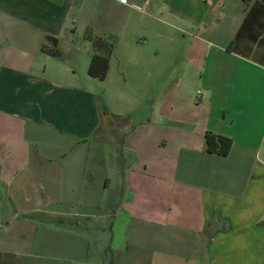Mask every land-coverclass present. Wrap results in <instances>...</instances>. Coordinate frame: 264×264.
Returning <instances> with one entry per match:
<instances>
[{"label": "crops", "instance_id": "1", "mask_svg": "<svg viewBox=\"0 0 264 264\" xmlns=\"http://www.w3.org/2000/svg\"><path fill=\"white\" fill-rule=\"evenodd\" d=\"M245 15L243 0H0V264H264V65L228 51ZM88 33L113 43L105 80ZM120 213L135 237L106 261L102 221Z\"/></svg>", "mask_w": 264, "mask_h": 264}, {"label": "trees", "instance_id": "2", "mask_svg": "<svg viewBox=\"0 0 264 264\" xmlns=\"http://www.w3.org/2000/svg\"><path fill=\"white\" fill-rule=\"evenodd\" d=\"M243 1L246 6V15L233 41L230 43L228 51L264 65V0ZM86 38L92 42L94 49L88 68V75L95 79L105 80L114 51L113 43L103 38H96L91 33H88ZM245 41L251 43L249 49L242 47V43ZM57 42L56 39L48 37L46 43L42 45V50L48 52L53 57L62 58L63 54L57 48ZM48 44L51 47L48 48ZM252 46L258 47L253 49ZM261 47H263L261 54L257 53L258 48ZM205 143L206 152L226 156L231 150L233 141L226 136L206 132Z\"/></svg>", "mask_w": 264, "mask_h": 264}, {"label": "rangeland", "instance_id": "3", "mask_svg": "<svg viewBox=\"0 0 264 264\" xmlns=\"http://www.w3.org/2000/svg\"><path fill=\"white\" fill-rule=\"evenodd\" d=\"M251 46V43L248 41H245L242 43V47H246V49H249ZM258 47V46H257ZM256 46H252L253 49L257 48ZM259 50L257 51V53L261 54V51L263 50V47L258 48ZM114 146V150H115V154L117 155V160H122L124 155L127 156L126 153H124L121 149L120 146H118L116 143H113ZM113 148V147H112ZM123 163V160H122ZM122 170V169H121ZM124 173V172H122ZM116 178V177H115ZM114 183L118 182L117 180L113 181ZM116 190L118 191L119 188L116 187ZM120 190H122V187H120ZM120 197H122L121 192H120ZM102 223H104L105 226L107 227H112L113 228L110 230V234L111 236H106V238H109L108 240V245H106L104 247V260H108L110 258V253H109V249L111 248H115V249H119L122 248L123 246H127V243H129V239L131 238L133 240V238L135 236H130V226L133 225L130 224V220H128L127 218L124 217L123 213H120L117 217H110L109 219L103 220ZM90 229H93L95 227V225H87ZM94 231V229L92 230ZM170 238H172V236H170ZM131 242V241H130ZM95 243V241H94ZM175 247L173 248L174 251H176V245H174Z\"/></svg>", "mask_w": 264, "mask_h": 264}, {"label": "built area", "instance_id": "4", "mask_svg": "<svg viewBox=\"0 0 264 264\" xmlns=\"http://www.w3.org/2000/svg\"><path fill=\"white\" fill-rule=\"evenodd\" d=\"M3 226V224L0 222V228Z\"/></svg>", "mask_w": 264, "mask_h": 264}]
</instances>
